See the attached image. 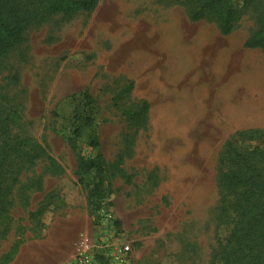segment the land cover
<instances>
[{
  "label": "rangeland",
  "instance_id": "obj_1",
  "mask_svg": "<svg viewBox=\"0 0 264 264\" xmlns=\"http://www.w3.org/2000/svg\"><path fill=\"white\" fill-rule=\"evenodd\" d=\"M207 1L100 0L0 52V264H65L98 231L79 154L101 157L112 234L135 264H220L235 217L222 215L220 159L229 141L264 152L238 136L264 134V49L244 46L264 0H230L228 35ZM76 114L94 124L74 150Z\"/></svg>",
  "mask_w": 264,
  "mask_h": 264
},
{
  "label": "trees",
  "instance_id": "obj_2",
  "mask_svg": "<svg viewBox=\"0 0 264 264\" xmlns=\"http://www.w3.org/2000/svg\"><path fill=\"white\" fill-rule=\"evenodd\" d=\"M100 0H0V52L12 50L24 39V34L32 25L43 23L48 17L57 14L67 18L79 12L95 11ZM230 0H208L202 11L221 9L225 15V24L221 33L228 35L232 29L234 12ZM203 14L194 16L202 19ZM248 49H264V23L261 30L250 37L244 45ZM87 103L91 104L89 93L85 94ZM94 124L90 115L76 114L74 117V137L71 146L78 148V139L85 128ZM242 142L263 139L259 131L240 133ZM97 146V144H94ZM79 170L86 176L94 174L95 185L90 191V201L98 212L106 204L104 197V163L101 157L87 160L80 154ZM264 157L261 147L252 151L244 150L236 143L229 141L220 159L218 185L222 195V215L225 220L231 219L232 230L222 243L218 259L220 264H264V167L258 161ZM228 164L231 165L230 169ZM81 184L86 179L80 180ZM96 222V219H95Z\"/></svg>",
  "mask_w": 264,
  "mask_h": 264
},
{
  "label": "built area",
  "instance_id": "obj_3",
  "mask_svg": "<svg viewBox=\"0 0 264 264\" xmlns=\"http://www.w3.org/2000/svg\"><path fill=\"white\" fill-rule=\"evenodd\" d=\"M116 224L112 211L104 204L96 218L98 231L83 234L76 254L65 264H135L131 243L112 234Z\"/></svg>",
  "mask_w": 264,
  "mask_h": 264
},
{
  "label": "crops",
  "instance_id": "obj_4",
  "mask_svg": "<svg viewBox=\"0 0 264 264\" xmlns=\"http://www.w3.org/2000/svg\"><path fill=\"white\" fill-rule=\"evenodd\" d=\"M64 240H65V242L67 241L66 233H64Z\"/></svg>",
  "mask_w": 264,
  "mask_h": 264
}]
</instances>
